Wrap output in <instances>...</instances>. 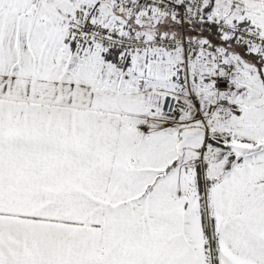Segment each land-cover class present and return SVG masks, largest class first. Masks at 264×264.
Instances as JSON below:
<instances>
[{
    "label": "snow or ice",
    "instance_id": "1",
    "mask_svg": "<svg viewBox=\"0 0 264 264\" xmlns=\"http://www.w3.org/2000/svg\"><path fill=\"white\" fill-rule=\"evenodd\" d=\"M0 264H264V0H0Z\"/></svg>",
    "mask_w": 264,
    "mask_h": 264
}]
</instances>
